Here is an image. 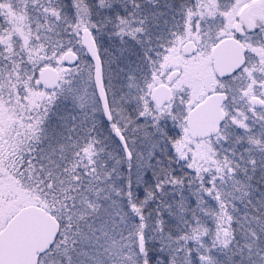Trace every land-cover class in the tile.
I'll return each instance as SVG.
<instances>
[{
	"label": "snow or ice",
	"instance_id": "6c2138e0",
	"mask_svg": "<svg viewBox=\"0 0 264 264\" xmlns=\"http://www.w3.org/2000/svg\"><path fill=\"white\" fill-rule=\"evenodd\" d=\"M0 264H264V0H0Z\"/></svg>",
	"mask_w": 264,
	"mask_h": 264
}]
</instances>
